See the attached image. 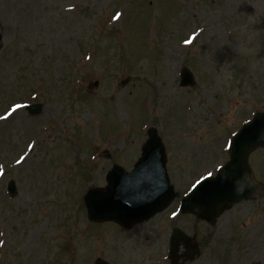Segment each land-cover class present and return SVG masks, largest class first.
<instances>
[{"label": "rangeland", "instance_id": "1", "mask_svg": "<svg viewBox=\"0 0 264 264\" xmlns=\"http://www.w3.org/2000/svg\"><path fill=\"white\" fill-rule=\"evenodd\" d=\"M0 23V117L14 102L43 106L0 119V264H170L176 228L201 246L187 264H264V148L249 159L262 182L254 202L214 226L172 217L264 108V0H0ZM183 67L195 78L186 88ZM151 127L179 197L133 230L92 223L84 195L113 165L133 168Z\"/></svg>", "mask_w": 264, "mask_h": 264}, {"label": "water", "instance_id": "2", "mask_svg": "<svg viewBox=\"0 0 264 264\" xmlns=\"http://www.w3.org/2000/svg\"><path fill=\"white\" fill-rule=\"evenodd\" d=\"M183 85H193L192 75L185 70ZM40 107L30 108L31 114ZM148 144L132 173H126L115 166L109 173L108 187L105 190H91L85 197L89 217L93 221H115L124 227H131L150 219L163 210L175 197L173 188L168 184L165 169L164 147L156 130H151ZM264 147V113L242 128L236 135L231 147V161L223 168L217 178L204 180L184 201L183 212L192 213L214 223L220 212L233 204L252 200L258 187L248 163L251 152ZM14 193L15 190L10 187ZM95 194V195H94ZM187 238L177 233L171 242V257L178 259L180 242ZM195 251L188 252L193 259ZM96 264H107L100 260Z\"/></svg>", "mask_w": 264, "mask_h": 264}, {"label": "snow or ice", "instance_id": "3", "mask_svg": "<svg viewBox=\"0 0 264 264\" xmlns=\"http://www.w3.org/2000/svg\"><path fill=\"white\" fill-rule=\"evenodd\" d=\"M120 14L118 13L117 14V16H119ZM20 107H22L21 105H14L13 106V111H15V109H18V108H20ZM0 119H4V117H0ZM29 147L31 148L32 146L31 145H29ZM24 159V157H21V160H23ZM20 161H17V163H19ZM0 175H3V172L2 171H0ZM197 183H199V181H197ZM194 187H195V185H194ZM95 195V194H94ZM172 215L173 216H176L177 215V213H175V212H173L172 213Z\"/></svg>", "mask_w": 264, "mask_h": 264}]
</instances>
